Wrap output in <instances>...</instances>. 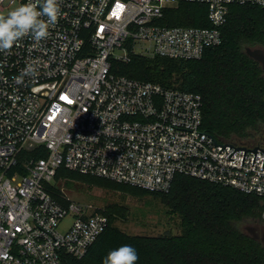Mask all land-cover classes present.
<instances>
[{"label":"built area","instance_id":"1","mask_svg":"<svg viewBox=\"0 0 264 264\" xmlns=\"http://www.w3.org/2000/svg\"><path fill=\"white\" fill-rule=\"evenodd\" d=\"M182 2L207 6L212 27L162 23ZM236 4L264 0H59L46 39L25 37L0 53V264H67L108 227L100 210L54 195L61 168L153 192H168L182 174L264 198V152L233 153L226 144L260 146L205 131L199 93L114 71L134 55L200 59L222 43ZM28 64L35 75L17 83ZM196 131L226 146L220 152Z\"/></svg>","mask_w":264,"mask_h":264},{"label":"trees","instance_id":"2","mask_svg":"<svg viewBox=\"0 0 264 264\" xmlns=\"http://www.w3.org/2000/svg\"><path fill=\"white\" fill-rule=\"evenodd\" d=\"M207 14L205 5L182 2L165 10L162 23L212 27ZM221 32L222 43L208 48L200 59L134 55L129 63L116 62L114 71L199 93L205 130L222 141L247 137L248 131L264 124V76L258 62L246 52L248 47L264 46V7L232 5ZM62 172L82 175L61 168L57 176ZM132 188L163 196L181 216V234L130 235L113 226L109 217L108 227L87 254L81 259L68 257L67 264H102L107 253L122 244L136 248V264H264V244L239 227L246 218L262 219L264 198L182 174L168 192Z\"/></svg>","mask_w":264,"mask_h":264},{"label":"rangeland","instance_id":"3","mask_svg":"<svg viewBox=\"0 0 264 264\" xmlns=\"http://www.w3.org/2000/svg\"><path fill=\"white\" fill-rule=\"evenodd\" d=\"M13 8V6L0 8V15ZM234 140L254 145L261 142L259 137L253 134L247 137H233L228 141ZM126 185L128 184H118L90 175L62 172L53 181L54 188L51 190L64 202L72 200L100 210L113 219V226L127 234L138 236L181 234V216L172 211L163 196L148 194ZM259 223L264 224V220L246 218L239 222V227L250 234L248 228H255Z\"/></svg>","mask_w":264,"mask_h":264},{"label":"clouds","instance_id":"4","mask_svg":"<svg viewBox=\"0 0 264 264\" xmlns=\"http://www.w3.org/2000/svg\"><path fill=\"white\" fill-rule=\"evenodd\" d=\"M59 0H21V3L0 15V53L18 46L25 37L40 42L49 36L50 29L60 17ZM37 65L28 64L16 78L22 83L25 77L34 76ZM139 255L134 246L122 244L111 249L102 264H136Z\"/></svg>","mask_w":264,"mask_h":264},{"label":"flooded vegetation","instance_id":"5","mask_svg":"<svg viewBox=\"0 0 264 264\" xmlns=\"http://www.w3.org/2000/svg\"><path fill=\"white\" fill-rule=\"evenodd\" d=\"M247 54L256 62H258V68L261 69V74L264 76V46L256 45L248 47L246 49ZM253 131V132H252ZM249 134H253L259 137V143L256 145L264 148V125L259 130H251ZM248 232L257 240L264 242V224L259 223L255 228L249 227Z\"/></svg>","mask_w":264,"mask_h":264},{"label":"water","instance_id":"6","mask_svg":"<svg viewBox=\"0 0 264 264\" xmlns=\"http://www.w3.org/2000/svg\"><path fill=\"white\" fill-rule=\"evenodd\" d=\"M177 127H178V126H177ZM180 128H182V127H180ZM183 129H186V128H183ZM187 130H190V129H187ZM190 131H194V130H190ZM205 131H206V130H205ZM205 131H204V132L196 131V132L203 133V134H205V135L210 136L211 138H213V136H211L210 134L206 133ZM213 140L215 141V145L223 146L222 149L220 150V152L224 149V147H225L226 145L236 148V149L233 151V153H234L236 150H246V152L249 151V150H251V151L256 152V154H257V149H260L261 151L264 152V149H262V148H260V147H255L254 149H247L246 147H239V148H237V147H235V146H233V145H229V144H226V145L218 144L214 138H213ZM34 147H35V144L32 143V142L28 143V145H27V148H28V149H33ZM220 152H219V153H220ZM246 152H245V157H246ZM233 153H232V154H233ZM232 154H231V155H232ZM256 154H255V158H254L253 165H254V163H255ZM231 155H230V156H231ZM230 156L228 157V159L234 161V159H233V158H230ZM245 157H244V161H245ZM244 161H243V165H244ZM263 168H264V165H263ZM4 264H5V263H4Z\"/></svg>","mask_w":264,"mask_h":264}]
</instances>
